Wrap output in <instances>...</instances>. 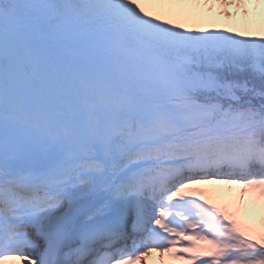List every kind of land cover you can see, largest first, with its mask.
Here are the masks:
<instances>
[{
    "label": "snow or ice",
    "instance_id": "snow-or-ice-1",
    "mask_svg": "<svg viewBox=\"0 0 264 264\" xmlns=\"http://www.w3.org/2000/svg\"><path fill=\"white\" fill-rule=\"evenodd\" d=\"M264 264V0H0V264Z\"/></svg>",
    "mask_w": 264,
    "mask_h": 264
},
{
    "label": "bare ground",
    "instance_id": "bare-ground-1",
    "mask_svg": "<svg viewBox=\"0 0 264 264\" xmlns=\"http://www.w3.org/2000/svg\"><path fill=\"white\" fill-rule=\"evenodd\" d=\"M172 264H181V262H178V261L177 262H172Z\"/></svg>",
    "mask_w": 264,
    "mask_h": 264
}]
</instances>
